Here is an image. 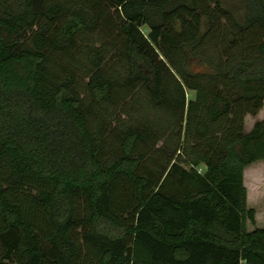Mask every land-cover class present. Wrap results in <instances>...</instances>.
<instances>
[{"label": "trees", "instance_id": "obj_1", "mask_svg": "<svg viewBox=\"0 0 264 264\" xmlns=\"http://www.w3.org/2000/svg\"><path fill=\"white\" fill-rule=\"evenodd\" d=\"M90 42L91 105L112 100L116 45L125 94L149 99L114 152L49 68ZM263 107L264 0H0V264H264L243 184L264 160V121H243ZM155 140L160 160L138 152Z\"/></svg>", "mask_w": 264, "mask_h": 264}, {"label": "rangeland", "instance_id": "obj_2", "mask_svg": "<svg viewBox=\"0 0 264 264\" xmlns=\"http://www.w3.org/2000/svg\"><path fill=\"white\" fill-rule=\"evenodd\" d=\"M141 30L145 36L148 35V27L143 26ZM99 47L100 44H94L93 42H90L83 45L82 47L79 46L77 50H72L66 55L52 54L53 56L51 57L49 68L52 72L58 75V78L64 76L65 73L72 74L74 78L73 89L82 98L83 108H90L92 125L94 128L100 127L104 131L106 140L105 144L110 152H114L118 148L116 139L118 136H120L122 131L132 128L144 130V126L147 125V122L144 123L142 110H146L150 106L148 104V96L142 89H137L135 92L125 94L127 92L123 86V82L127 75V66L122 60H120L119 45L110 46L104 50L103 64L100 67L103 74L110 78L114 83L113 91L111 93L112 100L107 103L103 102L101 104L91 105V97L87 88V83L93 75V70H91L92 67L87 62V52L90 49H97ZM188 71L191 73L211 72L205 65H199L197 61H191L189 63ZM177 94V91L174 90V95L177 96ZM194 98L195 92L185 89V99L187 102L184 111V122H186L187 119L188 102ZM176 109L179 110L178 108ZM161 121H164V115L161 118L159 117L156 119L158 127L162 126ZM260 121H264V107L258 112V114L247 115L244 118V132L248 133L251 131L254 124ZM166 132H168V130ZM163 136L165 135H162L161 137ZM156 142L157 140L154 141V147L151 143H148L146 147H144V150L141 147L137 150L139 153H147L145 156L148 158L160 160L161 156L158 154L154 157L153 154L155 152H152L153 149H151V147L154 149H160L162 143L158 142L156 147ZM158 152L160 153V151ZM170 154V152H167V157H169ZM179 159L180 157L177 158V161H179ZM144 163L145 168L149 169V162L146 161ZM163 163L165 162L163 161ZM183 166L186 169L189 168L188 165ZM197 169L201 174L205 172V166L203 164L198 166ZM243 184L247 191V208H252L255 211L254 222L251 223L248 220L246 222V229L250 232L257 228H264V160L257 161L244 168ZM242 264L244 263L242 262Z\"/></svg>", "mask_w": 264, "mask_h": 264}]
</instances>
